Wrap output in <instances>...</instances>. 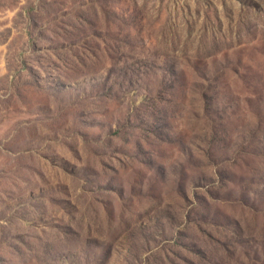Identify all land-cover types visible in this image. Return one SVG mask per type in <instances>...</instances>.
I'll list each match as a JSON object with an SVG mask.
<instances>
[{"label":"rangeland","instance_id":"rangeland-1","mask_svg":"<svg viewBox=\"0 0 264 264\" xmlns=\"http://www.w3.org/2000/svg\"><path fill=\"white\" fill-rule=\"evenodd\" d=\"M0 264H264V0H0Z\"/></svg>","mask_w":264,"mask_h":264}]
</instances>
